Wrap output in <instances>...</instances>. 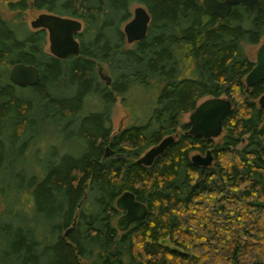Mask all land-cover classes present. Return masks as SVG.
I'll list each match as a JSON object with an SVG mask.
<instances>
[{"label": "trees", "instance_id": "trees-1", "mask_svg": "<svg viewBox=\"0 0 264 264\" xmlns=\"http://www.w3.org/2000/svg\"><path fill=\"white\" fill-rule=\"evenodd\" d=\"M259 2L220 19L201 0H0L83 24L80 54L58 59L44 29L0 13V264H264V80L244 82L255 65L245 47L264 40ZM134 4L150 23L126 48ZM18 63L37 67L40 82L10 83ZM101 64L109 83L97 78ZM140 87L151 91L148 118L113 133L116 99ZM212 97L232 103L221 136L188 135L181 115ZM58 130L64 146L46 140L38 162L39 136ZM167 136L174 142L151 166L136 163ZM208 150L211 166L192 163ZM125 191L148 213L120 232Z\"/></svg>", "mask_w": 264, "mask_h": 264}, {"label": "water", "instance_id": "water-1", "mask_svg": "<svg viewBox=\"0 0 264 264\" xmlns=\"http://www.w3.org/2000/svg\"><path fill=\"white\" fill-rule=\"evenodd\" d=\"M204 11L207 15H216L220 19H225L233 6L244 5L251 11L260 9L259 0H201ZM150 23V15L146 8L139 5L133 10V17L123 26L126 43L133 44L145 38ZM30 26L34 30L44 29L47 33L49 53L58 58L66 59L69 56L80 54V44L76 35L82 30L83 24L80 20L62 17L47 12L40 13ZM100 71V70H99ZM104 78V77H103ZM41 75L37 67L23 63L14 64L9 70V80L14 85L25 88L35 86L40 82ZM264 80V42L256 51L255 65L245 76L244 82L246 90L258 81ZM109 83V79H106ZM258 107L264 113V94L258 100ZM232 109V103L226 97H212L203 99L195 109L189 113L188 123L190 128L187 132L192 137H199L210 140L221 136L223 132V120ZM175 140L174 136L163 138L158 144L145 151L136 163L151 166L154 160L162 155L167 147ZM107 148L106 156L111 152ZM194 165L207 168L212 165L213 156L210 150L204 156L195 153L191 156ZM118 211L123 212L116 219V228L120 232L126 231L134 222L143 220L147 213L145 204L136 200L133 193L123 192L115 202ZM71 229L65 232V235Z\"/></svg>", "mask_w": 264, "mask_h": 264}, {"label": "rangeland", "instance_id": "rangeland-1", "mask_svg": "<svg viewBox=\"0 0 264 264\" xmlns=\"http://www.w3.org/2000/svg\"><path fill=\"white\" fill-rule=\"evenodd\" d=\"M139 6L138 4H134L131 7V18L133 17V10L135 7ZM44 11H37L35 10L31 4L29 7L19 13V11H9L8 7L5 5H0V13L6 19L10 20L14 24H23L28 30L34 31L31 28L30 23L33 21L40 13ZM264 40L260 41V44L263 43ZM260 44L257 45H249L245 47L246 53L248 57L255 62L256 51ZM130 45L126 43L125 47H129ZM46 51L49 52V44L48 40L44 47ZM100 70V71H99ZM104 77V78H103ZM97 78L100 82H106V79L110 80V73L108 68L105 64H101L98 67V75ZM200 100L198 103H200ZM152 106L151 102V91L148 89H143L142 87L135 89L125 100V103L122 104L121 99L117 98L116 102L111 111V125L113 129V133L117 132L118 130L124 129L125 127L130 126L131 124H137L144 121V119L148 118L149 112ZM189 113H184L181 115L180 121L181 123L188 122ZM53 129L52 126L49 127ZM42 132L43 131H39ZM41 133V134H42ZM38 138V162H43L48 157V147L46 148V140L51 141L52 143L56 144L57 146H64L65 139L67 137L64 135V132L58 130V133L53 134H43ZM37 146V145H36ZM147 151V150H146ZM111 152V151H109ZM195 154V153H193ZM192 154V155H193ZM205 155L204 153L202 154ZM31 160L34 162V156H30Z\"/></svg>", "mask_w": 264, "mask_h": 264}, {"label": "bare ground", "instance_id": "bare-ground-1", "mask_svg": "<svg viewBox=\"0 0 264 264\" xmlns=\"http://www.w3.org/2000/svg\"><path fill=\"white\" fill-rule=\"evenodd\" d=\"M9 73V72H8ZM9 80V79H8ZM11 83V82H10ZM111 154V153H110ZM206 154V153H205ZM203 156V155H202ZM105 157H106V155H105ZM116 202V201H115ZM72 227H73V225H72Z\"/></svg>", "mask_w": 264, "mask_h": 264}, {"label": "flooded vegetation", "instance_id": "flooded-vegetation-1", "mask_svg": "<svg viewBox=\"0 0 264 264\" xmlns=\"http://www.w3.org/2000/svg\"><path fill=\"white\" fill-rule=\"evenodd\" d=\"M199 154H200V153H199ZM122 214H123V212L120 213V215H122ZM120 215H119V216H120Z\"/></svg>", "mask_w": 264, "mask_h": 264}]
</instances>
